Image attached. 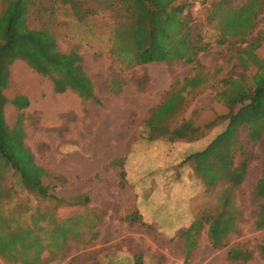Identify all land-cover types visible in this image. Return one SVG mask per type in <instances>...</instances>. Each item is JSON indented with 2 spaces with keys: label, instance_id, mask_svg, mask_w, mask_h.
Masks as SVG:
<instances>
[{
  "label": "rangeland",
  "instance_id": "obj_1",
  "mask_svg": "<svg viewBox=\"0 0 264 264\" xmlns=\"http://www.w3.org/2000/svg\"><path fill=\"white\" fill-rule=\"evenodd\" d=\"M78 1L94 8V14L78 21L67 6L43 0L54 8L40 18L54 33L60 51L76 50L81 56L99 101L84 100L71 90L55 92L48 77L21 60L10 64V84L4 93L9 99L28 97L25 144L39 165L67 180L46 177L44 183L55 187L60 197L87 196L89 201L61 205L36 198L21 190L8 173L1 185L0 220L23 229L36 219L44 227L35 229L45 244L41 257L49 264H185L184 240L179 232L202 211H219L224 193L231 197L227 210L236 216V232L229 234L227 246L214 249L205 226L188 264H264L258 251L264 244V229L254 226L259 202L255 184L264 167V136L249 142L243 126V150L229 156L235 173L240 167L244 169L243 182L230 188L219 181L203 192L201 186L209 184L202 180L197 158L184 160L199 148L197 135L176 138L155 133L151 140L145 128L150 111L176 94L174 111L164 120L169 130L187 120L194 125L217 120V114L225 113V105L214 102L224 78L245 72L248 82L264 65V40L258 39L256 49L240 55L244 72L237 54L254 39L264 38V0L257 2L260 11L254 31L244 38L225 40L220 37L215 4L238 9L250 0H175L186 3L183 15L205 43L196 63L132 67L109 54L112 30L124 22L121 5L113 14L101 8L103 0ZM8 4V0H0V14ZM30 24L40 26L38 15L32 16ZM2 31L0 27V34ZM197 74L202 83L194 89L184 88V80ZM15 114L7 103L5 117L10 125ZM225 123L217 120L214 129L221 130ZM215 131L208 135H215ZM214 145L203 158L208 162L214 158L217 165L222 156L214 151ZM119 158L122 167L109 164ZM121 170L125 171L123 178ZM129 216L135 219L130 221ZM60 222L68 229L67 237L56 240L47 236ZM237 245L253 250L252 258L244 262L228 259V249ZM10 253L7 251L8 257L0 255V264H24L33 254L25 251L15 259Z\"/></svg>",
  "mask_w": 264,
  "mask_h": 264
},
{
  "label": "trees",
  "instance_id": "obj_2",
  "mask_svg": "<svg viewBox=\"0 0 264 264\" xmlns=\"http://www.w3.org/2000/svg\"><path fill=\"white\" fill-rule=\"evenodd\" d=\"M67 6L78 21H83L94 14V8H86L78 0H54ZM134 2V3H133ZM258 0H250L238 9H232L215 4V13L219 17V32L222 40L228 37L244 38L256 28L258 17ZM7 9L0 14V193L4 177L9 173L17 180L21 190L36 198L56 202L61 205H70L73 202H87V196L60 197L55 193V187L44 183V178L66 182L61 176L49 173L39 165L25 144V110L30 102L25 95H16L9 99L4 90L10 84L9 66L15 60L24 61L37 73L48 77L57 93L71 90L84 100L99 101L94 90L92 78L86 72L81 56L76 50L62 52L59 50L54 33L42 22L40 15L44 11H51L54 6L46 5L43 0H8ZM186 3H175V0H103L101 8L117 13L115 9L121 5L124 22L114 27L110 38L109 54L116 57L128 67L147 63H196L197 56L203 50L205 43L201 35L194 32L189 20L183 15ZM38 15L40 26H31L32 16ZM47 21V20H46ZM264 40L256 38L242 50H238L239 66L244 72L240 55L249 49H256V42ZM238 58V57H237ZM247 74L239 73L237 76L228 75L223 80V88L215 93V104L226 107L224 114H217V120L224 121L221 130L216 128L217 120H209L194 125L190 120L181 123L178 127L169 130L164 125L165 117L170 115L178 102V95H173L165 102L153 108L145 121V128L151 140L155 133L170 134L176 138L203 137L210 131H215V137L202 151L193 152L184 160L197 158L202 180H206L207 190L213 189L219 181L227 183L231 188L243 182V168L233 171V162L230 154L243 150L241 128L247 127V139L255 143L264 136V65L260 66L248 82ZM202 83L201 76L194 75L184 80V88L194 89ZM10 103L15 111V121L10 125L5 117V106ZM219 115V116H218ZM199 135V136H198ZM221 142V143H220ZM217 143V144H216ZM220 143V144H219ZM214 145V151L222 156L221 161L215 165V160L206 161L203 156L209 153ZM112 166H123V161L112 159ZM243 167V166H242ZM245 173V172H244ZM6 175V176H5ZM121 178L125 171L121 170ZM212 182V183H211ZM255 189L259 202L255 212L254 226L264 229V167L256 180ZM222 208L219 211L205 210L200 216L184 230L179 236L184 240L185 264H188L192 251L195 248L200 232L207 226V237L214 249L227 246L230 233L236 232V216L227 210L230 196L222 194ZM39 217V216H38ZM42 219V217H40ZM128 220L135 218L129 216ZM0 229V255L7 256V251L15 259L25 251L32 250L30 258H25L24 264H49L43 259L41 253L45 244L36 233V227H44L34 219L23 229H16L9 222L1 221ZM68 229L60 222L54 226V231L47 236L64 240ZM16 250H13V249ZM259 254L264 258V244L259 246ZM253 250L243 246H233L228 249L227 257L232 261H248L253 256ZM8 257V256H7Z\"/></svg>",
  "mask_w": 264,
  "mask_h": 264
},
{
  "label": "crops",
  "instance_id": "obj_3",
  "mask_svg": "<svg viewBox=\"0 0 264 264\" xmlns=\"http://www.w3.org/2000/svg\"><path fill=\"white\" fill-rule=\"evenodd\" d=\"M210 132H211V131H210ZM214 137H215V135H211V136H209V135L207 134V135H205V136L200 137L199 139H197L196 141H197V145H199V148L196 149L194 152L202 151L203 149H205L206 146L209 145V143H211V141L213 140ZM201 189H202L203 192H205L207 188L204 187V186H201ZM146 220H147V219H146ZM147 221L152 222V221H158V220H157V219H156V220L149 219V220H147Z\"/></svg>",
  "mask_w": 264,
  "mask_h": 264
},
{
  "label": "built area",
  "instance_id": "obj_4",
  "mask_svg": "<svg viewBox=\"0 0 264 264\" xmlns=\"http://www.w3.org/2000/svg\"><path fill=\"white\" fill-rule=\"evenodd\" d=\"M196 2H199V1H201V0H195Z\"/></svg>",
  "mask_w": 264,
  "mask_h": 264
}]
</instances>
